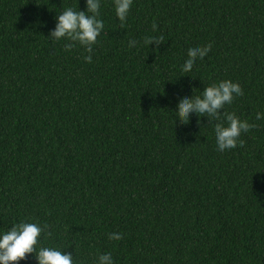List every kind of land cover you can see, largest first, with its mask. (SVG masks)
<instances>
[{
  "label": "trees",
  "instance_id": "trees-1",
  "mask_svg": "<svg viewBox=\"0 0 264 264\" xmlns=\"http://www.w3.org/2000/svg\"><path fill=\"white\" fill-rule=\"evenodd\" d=\"M69 7L0 0V231L47 226L38 247L74 264H264V0H133L123 24L101 0L91 53L47 39ZM222 80L255 127L218 151L216 120L175 111Z\"/></svg>",
  "mask_w": 264,
  "mask_h": 264
},
{
  "label": "clouds",
  "instance_id": "clouds-1",
  "mask_svg": "<svg viewBox=\"0 0 264 264\" xmlns=\"http://www.w3.org/2000/svg\"><path fill=\"white\" fill-rule=\"evenodd\" d=\"M133 0H113L116 18L123 24L128 16ZM101 7V0H85V10L74 11L72 8H66L55 18V27L50 30L48 38L53 43L62 39L68 41L65 49L70 50L76 44L84 48L88 53L92 52V45L97 42V37L104 28V23L98 18ZM162 38H148L145 43L147 46L151 43L159 45ZM135 41H129V47L135 45ZM212 45L207 44L203 47L199 45L188 48V55L181 71L188 72L195 62L203 60L210 51ZM85 62H91V55L84 56ZM243 95L242 89L238 83L231 80H222L218 83L205 87L201 95L192 98L182 97L176 105L175 113L184 123L189 121L190 114L197 117H208L216 120L214 124V134L216 149L225 151L234 149L239 141L242 132H248L250 128L255 127L245 120H241L234 113H225L226 104H231L234 96ZM224 117L223 122H219L220 117ZM264 118V114L257 113L256 120ZM47 226L41 227L37 223L21 221L13 224L7 231H0V264H18L25 260L29 255L34 256L36 264H74L73 256L70 253L63 252L52 247H38L39 238L45 232ZM110 240H120L121 234L110 233ZM96 264H114L110 253H103L98 256Z\"/></svg>",
  "mask_w": 264,
  "mask_h": 264
}]
</instances>
